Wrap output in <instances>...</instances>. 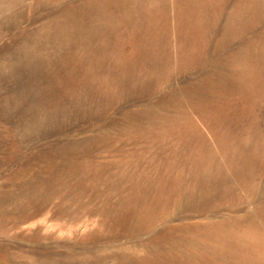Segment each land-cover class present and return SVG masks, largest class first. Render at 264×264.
Returning a JSON list of instances; mask_svg holds the SVG:
<instances>
[{
    "label": "rangeland",
    "instance_id": "1",
    "mask_svg": "<svg viewBox=\"0 0 264 264\" xmlns=\"http://www.w3.org/2000/svg\"><path fill=\"white\" fill-rule=\"evenodd\" d=\"M0 264H264V0H0Z\"/></svg>",
    "mask_w": 264,
    "mask_h": 264
}]
</instances>
